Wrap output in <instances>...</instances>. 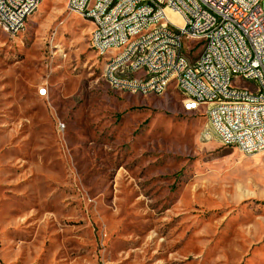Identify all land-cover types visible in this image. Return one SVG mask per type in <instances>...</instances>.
Segmentation results:
<instances>
[{
    "label": "rangeland",
    "instance_id": "374dc122",
    "mask_svg": "<svg viewBox=\"0 0 264 264\" xmlns=\"http://www.w3.org/2000/svg\"><path fill=\"white\" fill-rule=\"evenodd\" d=\"M91 29L67 0L0 28V264H264V151L205 138L174 84L112 87Z\"/></svg>",
    "mask_w": 264,
    "mask_h": 264
},
{
    "label": "built area",
    "instance_id": "2783aa9c",
    "mask_svg": "<svg viewBox=\"0 0 264 264\" xmlns=\"http://www.w3.org/2000/svg\"><path fill=\"white\" fill-rule=\"evenodd\" d=\"M87 2H96V9H87ZM36 4L37 0H0V28L14 36L16 29H22L24 10ZM68 10L96 25L90 48L98 60L106 47L123 44L127 36L152 33V41L145 44H153L159 57L139 55L131 67L145 65V72L130 83L159 95L174 84L184 105L216 119V129L207 127L205 138L216 136L249 155L264 151V0H187V4L174 0L173 7H165V0H70ZM171 12L183 25L172 20ZM164 24L181 29L182 38L166 36ZM193 43L200 45L199 51L193 50ZM142 46H131L129 51ZM222 49L236 50L235 59H221ZM240 52L248 53V61H240ZM175 56L186 57L187 65L153 75L154 65L163 57ZM207 58H215V67L200 70V61ZM103 68L112 87L121 84L115 81V62ZM186 68H196V77L181 82ZM225 71H235L238 82L225 78ZM252 77L261 78V97H253L255 86L246 85ZM207 80L217 81V91H209ZM228 84H235V91H228ZM39 94L45 95L46 89L40 88ZM215 96H223V103H215ZM58 128L64 129V124Z\"/></svg>",
    "mask_w": 264,
    "mask_h": 264
},
{
    "label": "bare ground",
    "instance_id": "6f19581e",
    "mask_svg": "<svg viewBox=\"0 0 264 264\" xmlns=\"http://www.w3.org/2000/svg\"><path fill=\"white\" fill-rule=\"evenodd\" d=\"M41 0H37V4L33 7L27 8L23 12L24 22L22 29H16L14 35L20 33L26 25L28 18L38 9ZM176 4H187V0H176ZM174 0H165V7H173ZM70 7V0H67V9ZM87 9H96V2H87ZM93 25V30L90 39V46L94 47V39L97 35V27ZM165 35L171 38H182V30L177 26L171 24H164ZM152 41V33L140 32L132 36H127L123 40V44L118 46L106 47V52L102 53V58L106 60V66H111L115 62V81L121 82V84L114 86L119 89H126L130 91H140L144 93L153 91H146L145 87H138L132 85L130 81L137 79V72L143 70L145 72V65L133 64L139 62V55H151V57H159V50H153V44H145ZM143 45L139 48V51H129V47ZM236 50L234 49H222L220 50L221 59H235ZM240 61H248V53L240 52ZM181 65H187V58L184 56L163 57L161 64H155L153 67V75H161L166 68H178ZM209 67H215V58H207L204 61H200V70H208ZM125 68H128V72L135 73L134 76H130L124 72ZM189 77H196V68H186V75H181V82H188ZM225 78L231 79V82H238V74L235 71H225ZM107 79V78H106ZM252 82H255V89L253 90V97H261L263 93V86L261 85V78L252 77ZM253 84V83H252ZM207 87L209 91H217V81L207 80ZM228 91H235V84H228ZM215 103H223V96H215ZM184 109L187 111H193V106L184 105ZM208 129H216V119L207 118ZM207 129L205 130V133ZM244 154H248L246 151H241Z\"/></svg>",
    "mask_w": 264,
    "mask_h": 264
},
{
    "label": "crops",
    "instance_id": "0c3cea01",
    "mask_svg": "<svg viewBox=\"0 0 264 264\" xmlns=\"http://www.w3.org/2000/svg\"><path fill=\"white\" fill-rule=\"evenodd\" d=\"M91 23V22H90ZM91 27H92V24H91ZM92 30V29H91ZM103 59V58H102ZM103 63H105L106 64V60H104L103 59ZM124 72H126V73H128L130 76H134L135 75V73H133V72H128V68H125V70H124ZM139 74V72H137L136 73V75H138ZM41 88H43V87H41ZM184 107V106H183ZM206 120H207V118H206ZM207 126V125H206ZM234 147V146H233ZM240 250H241V248H240ZM229 264V263H228Z\"/></svg>",
    "mask_w": 264,
    "mask_h": 264
}]
</instances>
